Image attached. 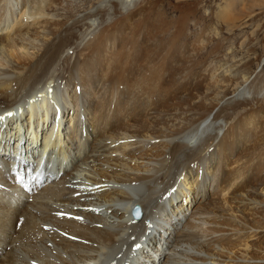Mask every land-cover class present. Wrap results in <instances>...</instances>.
I'll return each mask as SVG.
<instances>
[{
	"label": "bare ground",
	"instance_id": "6f19581e",
	"mask_svg": "<svg viewBox=\"0 0 264 264\" xmlns=\"http://www.w3.org/2000/svg\"><path fill=\"white\" fill-rule=\"evenodd\" d=\"M137 2L104 0L71 23L31 31L20 22L27 12L63 17L67 0H23L16 19L4 0L0 113L10 115H0V264H264L261 240L249 242L264 222V184L252 183L264 176V154L254 155L264 146V126L254 121L264 80L227 70L222 82L244 86L235 96L206 105L209 93L182 89L174 107L144 119L150 58L140 44L127 47L123 26L108 25L114 4L123 15ZM13 33L43 36V45L17 43ZM120 132L135 143L117 144ZM15 176L49 183L23 194ZM214 182L217 197L232 189L230 197L207 192Z\"/></svg>",
	"mask_w": 264,
	"mask_h": 264
},
{
	"label": "rangeland",
	"instance_id": "374dc122",
	"mask_svg": "<svg viewBox=\"0 0 264 264\" xmlns=\"http://www.w3.org/2000/svg\"><path fill=\"white\" fill-rule=\"evenodd\" d=\"M7 1L11 2V7L6 8L8 9L6 10L7 13H5L7 17L16 19L20 18L21 14L26 13L22 11L23 0ZM102 1L104 0H67L63 17L37 15L27 12L20 22L31 31L44 26L46 21L64 20L71 23L73 19L89 12L93 7L101 4ZM3 5L4 0H0V11ZM114 5H116L114 9V14L116 13V15H114L113 21L108 23L109 28L126 27L125 30L124 28L122 29L121 36L127 37L125 41L127 47L130 48L134 43L140 44L141 47L139 48L142 49L146 58L149 56L151 59H147L150 63L143 64L146 82L149 85L145 94L146 100L144 99L146 103L149 102L147 103L148 108H146L148 109L146 111L148 116H145L147 113H144V119H152V113L156 110L163 111L167 105H169L167 107H174V103H177L179 97V92L177 91L182 89L192 92L195 97H201L205 93H209V99L205 101L206 105L211 103V101L217 103L235 96L243 86L242 82H240L242 80H238L239 83L233 81L222 82L221 80L225 78L222 76H226L227 70H230L233 76L241 72L242 76L245 75L250 77V79L260 75L261 79L263 78L262 80H264V0H138L136 6L123 15L117 10L118 4ZM3 18L2 14H0V38L6 35L5 26L2 25ZM24 27L23 29H25ZM11 39H14L17 43L24 41L25 44H32L38 47L43 45L44 42L43 36L35 39L29 34L20 38L13 33ZM119 47L121 48L122 46ZM135 52L137 53V47H135ZM152 60L154 61L152 62L153 64L151 63ZM13 65L11 63L4 64L7 69H11ZM156 77L159 78L158 81H156ZM148 81H152L151 85ZM79 82L77 79L76 86L80 94ZM153 88L159 92L154 96L150 93L151 91L154 93L155 89L153 90ZM164 90H169L170 94ZM51 91L49 92L50 94L54 92V89ZM74 91L73 89V93L67 94L73 96ZM97 91L95 90L94 93L95 98H98L96 95ZM68 102L69 105L65 102L67 107L74 110L77 105V99L70 97ZM148 105H152L153 108ZM130 111L136 116L135 106L131 107ZM180 114L173 115V113H170L167 116L182 117L183 114ZM82 115H84V123L87 128L88 124L85 122L87 115L86 113H82ZM254 116H256L254 121L257 123L261 122L260 125L264 126V102L258 106ZM154 117L159 118L158 116ZM67 119V127H69L70 117L68 118V115ZM124 135L120 132V138L115 140L117 144L120 143L121 146L123 144L126 146L127 144L129 146V144L135 143L132 138ZM145 140L144 143L150 145L154 141H159L149 138ZM111 141L107 142L109 147L113 149L116 144ZM260 152L264 154V146L261 151L255 152L254 155H259ZM110 156L126 160L121 152H114ZM124 160L120 161L119 164L122 168L127 167L125 165L126 161H130V159ZM263 162L257 165L260 170L264 165ZM257 182L264 184V176L261 173L258 178H255V181H252L253 184ZM217 186L216 182L212 185L210 184L207 186L209 188L207 192L209 191L211 195L215 193V199H218L219 196L220 198L222 196V199L230 197L232 189L217 197V192H219ZM191 220L197 223L195 219L191 218ZM257 232L259 236L249 239V242L255 243L261 240V244L258 247L264 248V222ZM263 252L261 250L260 253L264 255Z\"/></svg>",
	"mask_w": 264,
	"mask_h": 264
},
{
	"label": "snow or ice",
	"instance_id": "6c2138e0",
	"mask_svg": "<svg viewBox=\"0 0 264 264\" xmlns=\"http://www.w3.org/2000/svg\"><path fill=\"white\" fill-rule=\"evenodd\" d=\"M0 119H2V117H0Z\"/></svg>",
	"mask_w": 264,
	"mask_h": 264
}]
</instances>
